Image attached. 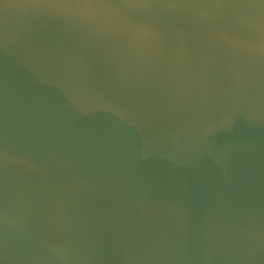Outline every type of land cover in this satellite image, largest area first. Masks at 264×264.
Returning <instances> with one entry per match:
<instances>
[{
    "label": "water",
    "instance_id": "water-1",
    "mask_svg": "<svg viewBox=\"0 0 264 264\" xmlns=\"http://www.w3.org/2000/svg\"><path fill=\"white\" fill-rule=\"evenodd\" d=\"M0 264H264V0H0Z\"/></svg>",
    "mask_w": 264,
    "mask_h": 264
}]
</instances>
